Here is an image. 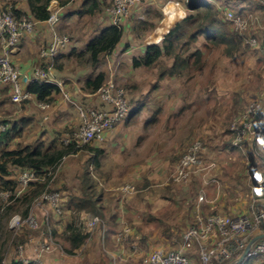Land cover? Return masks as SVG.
I'll return each instance as SVG.
<instances>
[{
    "label": "rangeland",
    "instance_id": "rangeland-1",
    "mask_svg": "<svg viewBox=\"0 0 264 264\" xmlns=\"http://www.w3.org/2000/svg\"><path fill=\"white\" fill-rule=\"evenodd\" d=\"M215 1L219 6H222L221 16L229 23L230 29L240 32V34L246 35V37L247 35L257 37H255V39L253 38L252 43L255 45H253L255 48H251L243 53L237 54L234 57H225L220 48H204L201 45L202 42H200L198 45L203 47L205 57L207 58L204 68L189 71L190 73L185 74L182 77L174 76L165 79H159V70L157 67H132V62L129 60L132 58L131 56H125L121 58V60H118L120 53L119 56H115L114 59L111 58V62H109L111 66L105 63L102 65L103 69L108 70L107 81L110 78H113L117 85L122 87H124V85L127 86V89L125 87L124 88L126 89L129 99L132 97L142 99L144 107L139 114L140 118L132 124L133 126H131V128L134 129L135 132L139 131L138 129H146L144 134L145 138H141L139 141L141 148L138 149L133 145L128 149L122 150L121 131L119 130V125H121L120 122H122V120L106 131L102 138L95 139L90 143L103 145L104 142L108 141V138L110 139V145L106 148L108 152H105L104 157V161L106 163L105 171L107 166L111 167L112 165L114 168L111 169L112 173H120L119 175L117 174L118 176L113 186L121 188L126 184H132L136 187V191L139 192V185L142 183L144 175L150 174L151 177H155L153 179V186L150 187L151 194L154 191H156L154 194H168L169 190L164 187L166 185H175L172 187V191L175 194H171L172 192H169V195L171 196H168L167 198L168 202L172 201L173 203L170 204V206L165 203L163 206V202L161 204L159 201H155L154 206L156 209L153 212L149 211L148 213L147 209L149 207V201L151 202L150 209L153 210L152 201L154 197L152 196V198H148V200L142 199L141 201L140 197L136 196L138 201L143 202V204L138 203V206L134 209V215L138 214V219H135V222H137L135 228L137 229H134L133 225L129 221L125 220L123 226L121 228H117L114 232L115 237H112L111 239L106 238V240L104 238L103 231L99 226L91 230H87L89 234L87 243L79 249L75 255L67 254L64 251V246L57 244L55 239H50L53 243V247L52 250L46 254L45 264H121L122 261L125 262L123 264H133L132 261L134 260V263H140V261L142 262L149 256V254L158 249L165 251L172 250L167 249L169 246L163 244L160 240V234H165V229H168L169 223L173 224L172 219L171 222H168L167 220V223L164 225L161 224V221H159L164 216L171 214L169 213V209H173L174 211L179 210V205H181V207H186L187 210L191 208V205L195 207L196 203H200V195L203 191L205 192L206 199L208 201L217 196L218 190L215 189L217 188L215 185L217 184L219 186V183H222V178L227 176V174H221V176L219 175L220 173L218 174L217 162L216 167L213 170L214 174L217 175V182L214 184L205 181L200 174L193 176L187 181L174 182L171 175L179 160H177L175 164H172L171 162H174L177 155L176 151H178L177 149L179 146L181 147L182 144L187 145L188 143L189 145L191 143V138L193 136L192 133L195 135L196 139H202V141L210 145L216 146L218 143L226 144L228 138L224 134H226V131L228 133V125L243 108L245 109V105L247 104L246 106H248L251 102H258L262 107L264 100V54L259 52V49H261L260 43L264 41V0ZM146 2L147 0H143L141 3L131 7L128 14L123 17L119 24H117L124 29L125 34L123 39H126L127 30H130V24L133 25L139 17L148 16L145 12L147 9ZM108 3L109 4L105 8V13L110 15L108 12V9L111 7L109 0ZM224 10L232 11L239 18L241 17V21L247 23V28L243 29L244 27L241 28L233 21L226 19ZM153 20L156 25L146 32L143 39H131L128 48L133 51H130L129 55H132L133 53L136 56H140V53L143 51L139 49L140 47H137L136 49L134 48L139 45L146 46L147 44H145V41L155 40L152 36L157 35L158 29L164 20L158 18H153ZM181 20L182 19L177 20L172 26ZM165 33L163 35H165ZM161 41L162 40L159 39L156 43H160ZM190 74H193V76L190 77ZM258 75L263 77L262 81L258 78ZM257 82H259V84H257ZM156 84H158V87L154 86ZM243 93L246 101L243 106L239 107V101H243V99H240V95ZM250 93L253 96L247 98L246 96ZM68 103L72 104L69 99ZM23 104V102L20 104L10 102L8 103V106L10 108H14L15 110L17 108L21 111ZM82 105L86 106V104L83 103ZM27 107H32L31 109L28 108L30 109L28 112L31 113V110H33L32 104L27 105ZM88 107L97 108V106ZM88 107L83 109L80 108L79 113L82 114V111L86 110ZM70 109L76 110V107L74 105H70ZM153 112L158 114L159 118L146 123L147 119H151ZM0 117L1 119L5 118V116L1 113ZM41 123L43 126V122ZM81 125L82 124L74 129L71 128V130L77 131ZM63 128L65 127H60V129ZM30 130L31 129L28 130V128L26 129L27 140H31L30 142H32V139H29L30 134L28 132ZM68 132L69 131H64V134L66 135ZM64 134H62L61 138ZM139 134L140 133L138 132V135ZM111 135L114 139L110 138ZM114 143L118 144L115 145ZM214 146H212V149L210 148L211 153L213 152L220 162L224 160L225 166L228 167V174L229 172L236 173L240 170V167L245 166V163L235 161L234 156H218V154H216V149H213ZM150 147H152L153 151L156 150L158 159L152 164H144L143 170H145L146 173L141 172L143 170H141L140 165L139 170L136 171L133 164H130L128 172L123 175L121 169L124 166L123 164L120 165L122 160H133L137 157L145 155L150 150ZM127 154L130 156L128 159H126ZM87 155L88 153L83 151L78 155L67 157L59 168L58 174L55 178L57 179V182L53 185V187H59L60 190H64L65 192L67 191V194H71L68 192L72 191L74 186H78L76 184L77 179H73L75 177L74 173L77 171L75 166L78 164L80 159H85V157L87 158ZM116 162L117 166H115ZM68 163L71 165L66 167V170H64V167L67 166L66 164ZM263 167L264 166H262V168ZM230 175H228V178H230ZM232 182L233 180L230 178L227 183L228 187L231 186ZM136 191L135 193H137ZM181 193L182 196L178 198ZM109 197L110 193L107 195L106 201ZM163 198L164 197H162V200ZM206 199L201 200V202H206L207 204L208 201H206ZM6 203L7 200L0 194V205H4ZM214 205L215 207H208L209 210L211 209L212 211L208 212V210L206 215L211 212L229 214L226 211L218 209V206H216L217 203ZM40 212L44 218L53 214L46 203L40 205L38 203L34 204L32 214L36 218L35 220L38 224L36 226H32L29 223H22L23 226L21 230L16 231L11 227V220L14 215L21 214L13 213L12 215H1L0 212V249L4 244L7 245L5 263H10L11 260L17 256H20L21 260L24 257L31 259V256H33L31 254L36 253L37 249L44 241L42 233L43 230L41 229L45 224V221L44 223L42 220L39 221L37 215ZM194 215L196 218L198 213L195 212ZM129 216L131 215L129 214ZM124 227L131 228L132 233L134 232V234L139 235L137 239H141L142 235L145 234L148 237L147 244H141L138 242L139 240L132 241L129 239L128 242H124L122 239H119L118 234L122 232ZM24 228L27 230L31 229L33 231V233L29 234V242L26 243L25 246L20 247V249L19 247H13V235L22 233ZM39 230H41V232ZM182 230L183 229L176 226H174L173 229L172 227L170 228L172 233H176L174 236H170L172 238L171 245L173 246V249H176L181 242L182 235L180 233ZM185 230L186 229L182 232L184 233ZM132 236L133 234L130 237L131 239ZM133 243L140 244V247L142 246L143 248L141 247L140 250L136 251L131 246L134 245ZM194 248H197V246L193 247L191 250ZM197 249H199V247ZM133 254L136 255V259L132 257ZM258 259H260L259 255L252 254L249 255L242 262V264H253ZM198 261V264H201L199 259ZM262 263L264 264V261Z\"/></svg>",
    "mask_w": 264,
    "mask_h": 264
},
{
    "label": "trees",
    "instance_id": "trees-1",
    "mask_svg": "<svg viewBox=\"0 0 264 264\" xmlns=\"http://www.w3.org/2000/svg\"><path fill=\"white\" fill-rule=\"evenodd\" d=\"M9 1L0 11L13 5L16 18L19 20L24 17L33 21L36 19L48 20L51 17L49 7L52 0H27L32 17L17 8V0ZM180 1L188 9L187 16L177 22L160 43L145 46L144 51L140 53L141 55L133 58L135 68L142 66L145 68L157 67L159 79L174 76L182 77L190 73L189 71L204 68L207 58L203 47L220 48L225 57H234L237 54L255 48V45L247 41V39L255 38L256 36L247 35L246 37V35L230 29L229 23L221 16L222 6H219L215 0ZM59 2L62 6H65L72 0H59ZM91 2L87 6L86 11L92 14L97 8L96 12H98L100 8L96 7L97 2L95 0ZM93 7L96 8L94 9ZM145 12L148 16L139 18L133 25L130 24V29H133L137 36L142 39L146 32L156 25L153 18L161 19L162 17L161 13L152 11L148 6ZM123 34L124 29L119 25L112 24L107 26L87 44L85 51L64 52L65 55H63L64 53L62 54L64 58L60 54L54 59V64L56 63L57 68L64 69V64L60 62L64 59L63 61L75 62L82 68L98 70L106 55L113 52L117 47ZM200 42H202L201 45L203 47L198 45ZM260 48L259 52L264 54V41L260 43ZM192 76L193 74H190V77ZM258 76L262 81L263 77L261 75ZM106 81V72L100 71L97 75L85 80L83 89L88 93H97ZM154 86L158 87V84ZM124 87L127 89V86L124 85ZM27 89L32 95H35L38 101L49 104L57 103V96L61 90L57 84L41 81L30 83ZM0 94V113L5 116L1 121L9 124L6 131L0 132V194L5 190L14 191L19 185L18 180L9 177L11 176L12 166H16L22 171L24 169L34 170L40 177L31 181L22 195L17 197L14 192L11 202H7L4 205L1 204V215L20 213L23 219H27L32 213L34 204L43 194L59 191L61 193L63 214L69 209L72 212V219L62 231L56 225H53L49 219L45 221L41 229L43 230L44 238L55 239L57 244L64 246V251L67 254H75L87 243L89 237V234L84 232V222L82 220V216L86 212L98 215L103 219L104 223L99 226L101 229H105L106 223H109L112 225V228H109V233L115 232L118 225L117 213H114V210L111 209L112 207L107 203L105 198L106 189L101 181L102 178H110V174L105 171V149L92 143L79 144L76 141H72L69 144H65L61 142V136L65 130L58 131L53 139L27 141L26 129L30 124L34 123V115H29V107H27V105L31 104L30 99L23 100L22 110L19 111L16 107L15 110L8 106V103H13L11 85L0 84ZM134 100L135 97L130 99L131 106ZM246 105L245 108L247 107ZM97 108L101 109L102 107ZM140 108H142V105H140ZM138 109L139 107H136V109L134 107L129 116ZM192 135L191 142L196 139L193 133ZM225 135L228 138L227 141L231 142L232 138L227 131ZM83 151L87 152L88 155L82 162L81 167L77 169V177L80 181L79 192L67 194L64 190H60L59 187H53L57 182L56 176H49L45 179L40 176V173L47 172L51 168L57 171L67 157L78 155ZM151 183L145 179L144 183L142 181L139 185V188H148ZM135 225L134 229H137ZM41 230L39 231L41 232ZM31 233H33L31 229L27 230L24 228L22 233L14 234L12 238L13 245L17 248L20 245L25 246L29 242V234ZM132 234L133 236L130 240H139L138 242L141 244H147L148 237L145 234H143L144 236L142 235L141 239H137L139 235L134 234V232ZM6 253L7 248L1 246L0 264H7L5 263ZM9 264L25 263L20 259H14Z\"/></svg>",
    "mask_w": 264,
    "mask_h": 264
},
{
    "label": "crops",
    "instance_id": "crops-1",
    "mask_svg": "<svg viewBox=\"0 0 264 264\" xmlns=\"http://www.w3.org/2000/svg\"><path fill=\"white\" fill-rule=\"evenodd\" d=\"M7 1L9 0H0V10L4 8ZM91 1L92 0H72V2H70L69 4L62 6L59 0H52L49 10L51 13V17L53 14L58 15L59 17L58 22L52 23L51 17L48 20H37L36 19L34 21L35 22L34 30L32 32H28L25 34L18 50L14 53L13 60L15 64L18 65L26 73H31L37 67H40V66L47 67L48 65H50L51 63L50 60L44 58L41 55V47L43 45L50 43L53 40L54 33L69 37V42L67 43L66 47L62 50L61 55L64 52L68 53L72 51H79V52L85 51L87 44L95 36L99 35V32L103 28L113 24V22L111 21L110 15H107V13H105V8L109 4L108 0H95L97 2L96 7L100 8V10L96 12L97 8L93 7L94 9L95 8L96 9H95V12H93L92 14L86 11L87 6L90 3H92ZM109 2L111 4V0H109ZM146 3H147L146 7L148 6L151 8V10L161 13L162 14L161 19L164 20V22L158 29L157 35L152 36L155 38V40L153 41L150 40L147 42L145 41V44L147 45L155 44L156 41H158L159 39L163 40L165 35L168 33V31L173 27L172 25L177 20L184 19L188 13V9L179 0H147ZM17 8L21 10L22 12H24L26 15H30V17H32L27 0H17ZM164 33L165 35H163ZM124 34H123L122 39L118 43L117 47L113 50V52L106 55L105 59L103 60V63L100 66L101 68L99 67L98 70L82 68L80 67V65L76 64L75 62H70V61L67 62L66 60L63 61L64 59L60 61L61 63L64 64V69L57 68L56 63L53 65L51 69V81L49 82L59 85L61 89L60 93L57 96V103L50 104L49 107L43 108L41 106V102L37 100L35 95H31V97L28 98L30 99L31 104L33 106V110H31V113L29 115H32V116L34 115V123L28 126V130L31 129L28 133L30 134L29 139H32V142L37 141L38 139H43V140L53 139L54 137H56L58 131L65 130V132L67 131L71 132L72 131L71 128L74 129V128L79 127V125L82 124L83 122V116L81 113H79L80 108L83 109L88 106H97V107H102L104 109L110 108V105L107 104L98 93H88L84 91L83 85L87 78L97 75L100 71H105L107 74L108 70L103 69L102 65L104 63L107 65H110L109 62H111V58L114 59L115 56H119V53H120V56L118 57V60H121V58L125 56H131L132 58H130L129 60L132 62L131 66L134 67L133 58L136 55H134L133 53L132 55H129L130 51H133V50L129 49L128 47H129V42H131L132 38L140 39V37L137 36V34L133 31V29L127 30L126 39H123ZM137 47H140L139 49L142 51H144L145 49V45L136 46L134 49H136ZM65 53L63 55H65ZM251 96L253 95H251L250 93L246 97L248 98ZM68 99L72 104L68 103ZM240 99H243V101H239V104H240L239 107L243 106V104L246 101L244 93L240 95ZM80 102H82L83 104H86V106L82 105V103ZM70 105H74L77 111L71 110ZM140 105H142V108L144 107L142 99L135 97V100L133 101L132 109L134 107L135 109L136 107H139V109L134 114L131 113L130 115L131 117L128 116L122 122H120L121 125H119L120 126L119 130L121 131L122 150L128 149L132 147L133 145L138 149L141 148L139 141L141 140V138H145L144 134H145L146 129L144 128L138 129L139 131L135 132V130L131 128V126H133L132 124L135 121H137V119L140 118L139 114L142 111V108H140ZM263 105H264V100H263ZM263 105H262V110L264 111ZM29 108L31 109L32 107H29ZM243 111H244V108L240 112H243ZM158 118H159L158 114H155L153 112V114L151 115V119L150 118L147 119L146 123L151 122V120H157ZM41 122H43V126ZM73 126H76V127H73ZM60 127H65V128L60 129ZM138 132L140 133L139 135H138ZM26 135H27V132H26ZM110 138L114 139L112 135L110 136ZM107 140L108 141L104 142L103 145H99L100 147L104 148L106 152H108L106 148H108V146L110 145V139L108 138ZM30 141L31 140H29V142ZM226 142H227L226 144L218 143L216 146L210 145L204 142L206 146L207 157L210 160L217 162L218 164L217 165L218 174L220 173L219 174L220 176L221 174H227L226 177L222 178V183H219V186L217 184L215 185V187L218 188V189L215 188L216 190H218L217 196L213 199H210L209 201L206 200L208 201L207 204L206 202L200 201V203L199 202L196 203L195 207L191 205V208H189L188 210L186 209V207H181V205H179V210L174 211L173 209H169L170 210L169 213L171 214H169L168 216H164L163 218H161V220H159L161 221V224L163 225L167 223V220L168 222L169 221L171 222V219L173 220L172 221L173 224L169 223L168 229H165L164 233L166 235L160 234V240L162 241V243L169 246L167 247V249H173V246L171 245V239H172L171 237L176 234V233H172L173 230L170 231L171 227L172 229L174 226L181 228L183 230L187 229L195 222L194 221L195 212L200 215L202 214L206 215L208 212L212 211L211 209L209 210L208 207L210 208L215 207L214 204L216 203H217L216 206H218V209H221L222 211H226L230 215H242V214L252 213L251 205H252L253 198H254L253 176L260 172H263L264 167L262 168V166H264V161H263L264 155H261L256 152L254 139L251 136H248L246 138L245 145L242 148L235 146L232 143V141L230 142L228 140ZM114 144L117 145L118 143H114ZM187 145L182 144L181 147L180 146L178 147L177 149L178 151H176L177 155L174 159V162H171L172 164H175V162L180 158L182 153H184ZM212 146H214L213 149H216V154H218V156H225V157L234 156L235 161H239V163L240 162L245 163V166L240 167V170L236 173L229 172L228 174V167L225 166L224 160L220 162L217 156H215L213 152L211 153L210 148L212 149ZM128 158H130V156L127 154L126 159ZM157 159L158 158L156 155V150L153 151L152 147H150V150L145 155L137 157L133 160H130V159H128L127 161L122 160L120 164V165L123 164L124 166L121 169L122 174L124 175L126 172H128V167L130 166V164H133L134 168H136V171H138L139 165H140L141 170H143L144 164H149V163L152 164ZM82 162H84V159H80L78 161V164L75 167L79 169L81 167ZM66 165L67 166L64 167V170H66V167L70 166L71 164L68 163ZM115 166H117V162L115 163ZM111 169H114L112 165L111 167L107 166L106 171L110 174V178L109 179L102 178L101 181H102V185L106 189V193H105L106 199H107V195H109L110 193V197L107 200V203L112 207L111 209L114 210L113 212L117 213L118 225L116 226V228H121L123 224L125 223V220L129 221L134 227L135 223H137L135 222V219L138 216V214L134 215V209L136 208V206H138V203L143 204V202H141L142 199L148 200V198H152V196L154 197L152 201L153 210L150 209L151 202L149 201V207L147 209L148 213L149 211L153 212L156 209V207L154 206L155 201H159L161 204L163 202L162 204L163 206L165 205V203L169 204V206L170 204L173 203L172 201L168 202L167 198L168 196H171L169 195V192H172L171 194H175L172 191V187H174L175 185L174 186L166 185L164 187L165 189L169 190L168 194L167 193H162V195H160L159 193L154 194V192L156 191L152 192L151 194L150 187L153 186V183H154L153 179L155 177H151L150 174H147V175H144L143 177V183L145 179L152 182L148 188H145V189L139 188V192L136 191L137 193H135V191L125 192L120 187L113 186L117 176L120 173L119 174L117 173L118 175L115 172L112 173ZM21 172L22 170L20 168L16 166H12L11 167L12 177L11 176L9 177L12 179L18 180V177ZM141 172L146 173L145 170ZM230 174L233 176H231ZM76 175H77V171L74 173V176H75L74 178L72 176L70 177L73 179H77L76 184L78 186H74V189H72V191L68 193H74V192L80 191V181ZM228 175H230V178L233 180L230 187H228V184H227L228 180H230V178H228ZM136 196L140 197L141 201H138L136 199ZM180 196H182V193L178 196V198H180ZM162 197H164L163 198L164 201L162 200ZM211 213H214V212H211ZM86 214H92V213L86 212L83 214L82 220L84 224L86 220L85 219ZM129 214L131 216H129ZM37 216L39 218V221L42 220L43 223L44 221H47L49 219L53 223V225H56L58 228H60V231H62L64 227L66 226V224L69 221H71L72 212L69 209H67L63 215L53 213L52 215H48L46 218H44V216H42L40 212L38 213ZM155 219L157 220L156 217ZM106 225L107 226L105 227V229H102L105 240L106 238L111 239L112 237H115L114 232L109 233L110 232L109 228H112V225H110L109 223L108 224L106 223ZM182 231L180 233L181 235H183ZM255 233H256L255 235H258V234H261L262 231L257 230ZM43 239L47 240V238H43ZM3 246L7 248L6 244H4ZM22 246L23 245H20V247ZM13 247L15 246L13 245ZM36 253L31 254L33 255L31 257H34ZM191 253H193L195 262L197 261L196 264H198L199 263L198 261L199 250L197 248H194L193 250H191ZM132 257L136 259L135 254H133ZM45 258H46V255H45ZM14 259L21 260L20 256L14 257L11 261H13ZM134 261H132L133 264H152L148 262L147 260H143L142 262L140 261V263H134ZM123 263L125 262L122 261L121 264Z\"/></svg>",
    "mask_w": 264,
    "mask_h": 264
},
{
    "label": "built area",
    "instance_id": "built-area-1",
    "mask_svg": "<svg viewBox=\"0 0 264 264\" xmlns=\"http://www.w3.org/2000/svg\"><path fill=\"white\" fill-rule=\"evenodd\" d=\"M143 0H111V7L108 12L113 24H119L125 17L130 8L141 3ZM225 11V17L233 21L241 28H247V23L241 21L232 11ZM240 16V15H239ZM59 17L53 14L52 23H57ZM35 22L27 17L19 20L16 18L13 5L0 11V84L12 86V101L21 103L31 97L27 85L33 82L51 81V69L54 59L58 57L69 42V37L54 33L53 40L41 47V55L50 60L47 67H37L31 73L24 72L13 61V55L18 50L23 36L32 32ZM255 39V38H254ZM253 43V38L247 39ZM102 99L110 105L109 109L88 107L82 111L83 123L77 131L66 133L61 138V142L69 144L76 141L79 144L90 143L95 139L102 138L106 131L111 129L116 123L129 116L132 106L127 95L126 89L117 85L113 78H110L97 92ZM49 103L41 102L43 108L49 107ZM8 123L2 122L0 117V132L6 131ZM228 134L232 138V143L237 147H244L246 138L251 136L254 139L255 150L264 155V111L261 104L251 102L243 112L236 115L228 125ZM206 146L202 139L193 140L185 150L182 157L176 164L171 178L174 182L187 181L195 175L200 174L205 181L214 184L217 182V175L213 170L216 162L207 157ZM59 169V168H58ZM52 168L47 172L40 173L42 179L49 176H57L58 170ZM34 170L24 169L18 177V187L14 191L5 190L1 195L11 202L14 192L18 197L28 188L31 181L40 177ZM254 179V198L251 205V214L230 215L220 212L208 215L196 216L195 222L188 227L183 235L181 244L170 251L158 249L145 259L152 264H196L191 249L199 247V260L201 264H227L237 259L243 252L249 240L255 236L257 230L264 232V170L253 176ZM121 189L125 192H134L136 187L126 184ZM206 199L203 191L200 201ZM207 200V199H206ZM47 204L51 212L63 214L61 204V193L53 191L43 194L36 204ZM89 215V216H87ZM31 213L27 219L16 214L12 217V229L21 230L22 223H29L36 226L38 223ZM84 232L91 230L104 223L103 219L94 214H86ZM132 235L131 228L124 227L118 234L119 239L128 242ZM136 243V242H134ZM133 243V244H134ZM53 243L50 239L44 240L40 245L36 255L31 259L23 258L25 264H45V255L52 250ZM134 250H140V244L132 245ZM143 248V247H142ZM256 254L259 258L253 264H263L264 261V238L258 240L249 255Z\"/></svg>",
    "mask_w": 264,
    "mask_h": 264
},
{
    "label": "water",
    "instance_id": "water-1",
    "mask_svg": "<svg viewBox=\"0 0 264 264\" xmlns=\"http://www.w3.org/2000/svg\"><path fill=\"white\" fill-rule=\"evenodd\" d=\"M262 238H264V232L261 233V234H258V235L253 236L249 240V242L247 243L246 247L244 248V250L240 254V256L237 259H235L234 261H231L230 263H227V264H240V263H242L248 257L249 251L252 249V247L254 246V244L258 240H260Z\"/></svg>",
    "mask_w": 264,
    "mask_h": 264
}]
</instances>
